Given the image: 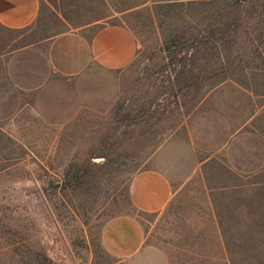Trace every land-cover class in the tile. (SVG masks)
I'll return each mask as SVG.
<instances>
[{
    "label": "rangeland",
    "instance_id": "rangeland-1",
    "mask_svg": "<svg viewBox=\"0 0 264 264\" xmlns=\"http://www.w3.org/2000/svg\"><path fill=\"white\" fill-rule=\"evenodd\" d=\"M108 24L135 34L125 68L7 77L15 49ZM161 143L173 195L140 213L129 183ZM121 214L174 264H264V0H39L0 26V264H113L100 234Z\"/></svg>",
    "mask_w": 264,
    "mask_h": 264
},
{
    "label": "crops",
    "instance_id": "crops-1",
    "mask_svg": "<svg viewBox=\"0 0 264 264\" xmlns=\"http://www.w3.org/2000/svg\"><path fill=\"white\" fill-rule=\"evenodd\" d=\"M38 10L39 0H0V26L25 28L33 23ZM39 45L15 49L7 65V77L22 91H35L54 78L70 81L91 69L112 73L128 66L138 49L135 34L119 24L104 25L90 37L76 31L61 32ZM167 147L161 143L151 157L152 165L130 180L129 199L137 212H159L173 195L175 181L170 172L177 168L172 167L175 161L170 159V150H164ZM100 241L115 260L113 264H174L169 251L148 240V233L133 214L109 218Z\"/></svg>",
    "mask_w": 264,
    "mask_h": 264
},
{
    "label": "trees",
    "instance_id": "trees-1",
    "mask_svg": "<svg viewBox=\"0 0 264 264\" xmlns=\"http://www.w3.org/2000/svg\"><path fill=\"white\" fill-rule=\"evenodd\" d=\"M129 201H130V199H129Z\"/></svg>",
    "mask_w": 264,
    "mask_h": 264
}]
</instances>
